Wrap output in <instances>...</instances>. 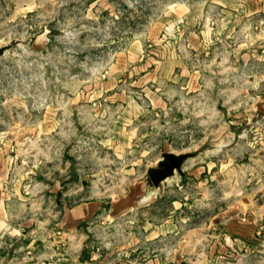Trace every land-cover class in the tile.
Segmentation results:
<instances>
[{"label":"rangeland","instance_id":"obj_1","mask_svg":"<svg viewBox=\"0 0 264 264\" xmlns=\"http://www.w3.org/2000/svg\"><path fill=\"white\" fill-rule=\"evenodd\" d=\"M260 6L0 0V264H110L150 230L186 264H264ZM166 152L193 155L154 186ZM129 189L137 203L112 216ZM88 201L103 209L68 233L63 209Z\"/></svg>","mask_w":264,"mask_h":264},{"label":"crops","instance_id":"obj_2","mask_svg":"<svg viewBox=\"0 0 264 264\" xmlns=\"http://www.w3.org/2000/svg\"><path fill=\"white\" fill-rule=\"evenodd\" d=\"M263 6H260L258 10H263ZM190 40H193V43H197V39L193 36H190ZM180 73H183L188 76V79L184 82V86L182 88L186 89V92L191 91L194 87L196 82L193 79L192 72H190L188 69H186L184 66L180 69ZM111 92V91H110ZM110 97L113 99V91L109 94ZM153 103L156 106L163 107L164 102L161 98V95L155 92L153 94ZM111 100V99H110ZM112 101V100H111ZM167 153V152H166ZM181 169V168H180ZM184 171L186 169L183 168ZM192 169V168H190ZM198 169H194V171L191 172H182V177H187L185 173H190L191 175L194 173V176L196 180L199 181V173L197 174ZM5 173L2 171L0 172V178H4ZM184 179V178H183ZM135 190L129 189L125 193L116 196L110 204H109V211L110 214L114 217H121L123 214L130 210L137 202L136 197L134 195ZM148 197V195H146ZM147 197H144L146 199ZM7 206V200L5 196V192L2 190V183H0V217L3 216V213H5V208ZM103 209V205L99 201H88V202H80L77 204H74L70 206L69 208L63 209L62 217L60 218V226L64 227L68 233L71 232H78V229L88 221L89 218H91L96 211ZM2 223H6L5 220L2 219ZM163 229L157 230L162 231ZM152 230H150L149 234L151 237L147 238V242H142V240L135 238L134 240L130 241L129 243L125 244H119L116 246V258L115 261L111 262L110 264H186V259L182 258L180 253L176 257H170L169 256V248L170 245L166 241L167 237L164 235V231H162V236L157 242H153L152 240L155 239L158 235L152 234ZM132 234V233H130ZM74 234L68 235V239L73 237ZM122 235V234H121ZM67 236V235H64ZM155 237V238H154ZM153 238V239H152ZM152 239V240H151ZM150 241V242H149ZM178 245H180V242H178ZM184 243H181V246H183ZM151 248V250H150ZM150 251H158L157 254H151L149 255ZM52 254L57 253V251L52 250ZM59 253V252H58ZM146 253V255H144ZM80 254V253H79ZM99 256V255H98ZM88 260H91L94 258V256L87 255ZM86 258V259H87ZM105 256H103L101 259H99L97 264H109L104 260ZM76 264H86V262H78ZM89 264V263H88Z\"/></svg>","mask_w":264,"mask_h":264},{"label":"water","instance_id":"obj_3","mask_svg":"<svg viewBox=\"0 0 264 264\" xmlns=\"http://www.w3.org/2000/svg\"><path fill=\"white\" fill-rule=\"evenodd\" d=\"M8 47L9 45L0 46V54H2ZM192 155V153H164V161L161 160L158 164V167L148 171V177L151 179L152 184L157 186L160 181L173 175L176 170L180 169L184 159Z\"/></svg>","mask_w":264,"mask_h":264},{"label":"built area","instance_id":"obj_4","mask_svg":"<svg viewBox=\"0 0 264 264\" xmlns=\"http://www.w3.org/2000/svg\"><path fill=\"white\" fill-rule=\"evenodd\" d=\"M95 249H97V248H95Z\"/></svg>","mask_w":264,"mask_h":264}]
</instances>
